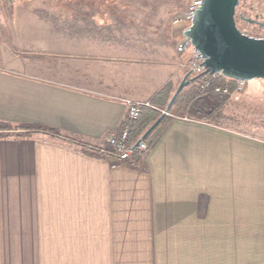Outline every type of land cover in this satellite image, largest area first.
Segmentation results:
<instances>
[{
  "label": "crops",
  "instance_id": "obj_1",
  "mask_svg": "<svg viewBox=\"0 0 264 264\" xmlns=\"http://www.w3.org/2000/svg\"><path fill=\"white\" fill-rule=\"evenodd\" d=\"M52 51L39 66L0 46V121L108 145L123 98L150 102L184 74L92 35ZM148 146L130 164L0 137V264H264V138L176 115Z\"/></svg>",
  "mask_w": 264,
  "mask_h": 264
},
{
  "label": "rangeland",
  "instance_id": "obj_2",
  "mask_svg": "<svg viewBox=\"0 0 264 264\" xmlns=\"http://www.w3.org/2000/svg\"><path fill=\"white\" fill-rule=\"evenodd\" d=\"M191 1L0 0V46L15 59L40 66L56 59L52 48L65 45L76 35H92L100 43L129 46L131 58L145 55L148 60L162 61L168 68L179 66L184 76L186 71L180 64L185 57L176 53L175 41L185 25L173 26L172 17L183 12ZM82 5L88 8L81 9ZM238 10L252 18L259 14L264 22V0H240ZM238 23L251 35L264 33V29ZM180 81L167 84L170 97ZM195 103L202 113L213 114L218 123L264 138V80L247 82L237 100L232 95L212 94L197 97ZM165 107L153 108L160 116ZM190 112L189 116L195 115L193 110ZM176 115L181 114L171 108L165 117Z\"/></svg>",
  "mask_w": 264,
  "mask_h": 264
},
{
  "label": "water",
  "instance_id": "obj_3",
  "mask_svg": "<svg viewBox=\"0 0 264 264\" xmlns=\"http://www.w3.org/2000/svg\"><path fill=\"white\" fill-rule=\"evenodd\" d=\"M239 0H202L183 35L199 52L204 71L186 72L165 109L134 144V148L169 113L175 99L191 81L203 74H220L236 81L264 80V38L241 32L234 13Z\"/></svg>",
  "mask_w": 264,
  "mask_h": 264
},
{
  "label": "trees",
  "instance_id": "obj_4",
  "mask_svg": "<svg viewBox=\"0 0 264 264\" xmlns=\"http://www.w3.org/2000/svg\"><path fill=\"white\" fill-rule=\"evenodd\" d=\"M204 75H201L200 77L194 79L189 83L187 86V89L184 91V89L181 91V93L177 96L175 99L172 109L176 111L177 113H180L184 116H189L191 114L190 110L194 111L195 116H197L200 119H203L209 123H213L216 125H221V123H218L214 120L213 114L209 113H202L196 108L195 99L199 97L202 90L200 88V81ZM215 85L227 87L230 92H233L235 89V80L225 78L223 76H220L215 80ZM170 89L168 85L164 86L162 89H160L150 100L149 104L150 106H142L141 107V114L140 117L130 122V135L128 139V143L131 146H134V144L137 142V140L144 134L146 129L149 127V125L158 118V112L153 107H164L167 105L168 101L170 100ZM192 117V116H189ZM167 117H164L161 122L146 136V138L143 140L147 142L148 144L151 143L153 140L155 133L159 129V127L167 120ZM33 134H44L47 136H51L63 141L72 142L77 145H80L82 147L88 148L90 150H95L99 152H103L109 156H115L114 151L109 145L106 144H91L88 142H84L82 140H79L75 138L72 135L66 134L56 128L45 126L42 124H33V123H9L0 121V137L4 136H15V137H21L26 135H33ZM136 156V153H134L131 156V159Z\"/></svg>",
  "mask_w": 264,
  "mask_h": 264
},
{
  "label": "built area",
  "instance_id": "obj_5",
  "mask_svg": "<svg viewBox=\"0 0 264 264\" xmlns=\"http://www.w3.org/2000/svg\"><path fill=\"white\" fill-rule=\"evenodd\" d=\"M201 1L202 0H192L183 12L175 14L172 17L173 26L180 27L185 25L186 28L194 18ZM175 51L178 55L185 57L180 64V68L184 71H190L193 75L201 74L204 71V66L202 65L203 59L199 52L191 45L190 41L184 37L183 30L177 34ZM220 76V74H204L200 81L202 92L198 98L207 97L213 94L219 96L232 95L236 100L239 99L244 92L245 85L249 81L235 80V90L231 93L227 87L215 85V80ZM122 102L126 106L124 118L119 128L107 136L106 142L114 151V158L116 160L131 164L133 162L131 156L134 153L144 154L149 149V146L145 141H141L135 148L128 143L130 135L129 124L140 117L142 106L151 105L148 102H139L127 98L122 99Z\"/></svg>",
  "mask_w": 264,
  "mask_h": 264
},
{
  "label": "flooded vegetation",
  "instance_id": "obj_6",
  "mask_svg": "<svg viewBox=\"0 0 264 264\" xmlns=\"http://www.w3.org/2000/svg\"><path fill=\"white\" fill-rule=\"evenodd\" d=\"M239 7H240V0L238 1V5L236 6L235 13H234V19H235V23H236V26L238 27V29L241 32H243L247 35H250L252 37L264 38V33L262 35H259V34L258 35H251V33L247 32L245 29H240L238 22L246 23V24L250 25L252 28L258 27L261 29H264V22L261 20V17L259 16V14H255L253 18L249 17V16H244V13H242L241 11L238 10ZM80 8L81 9H87L88 6L82 5Z\"/></svg>",
  "mask_w": 264,
  "mask_h": 264
}]
</instances>
